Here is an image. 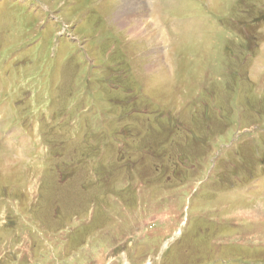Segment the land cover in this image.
Listing matches in <instances>:
<instances>
[{
	"label": "rangeland",
	"instance_id": "obj_1",
	"mask_svg": "<svg viewBox=\"0 0 264 264\" xmlns=\"http://www.w3.org/2000/svg\"><path fill=\"white\" fill-rule=\"evenodd\" d=\"M143 1L0 0V264H264V0Z\"/></svg>",
	"mask_w": 264,
	"mask_h": 264
},
{
	"label": "bare ground",
	"instance_id": "obj_2",
	"mask_svg": "<svg viewBox=\"0 0 264 264\" xmlns=\"http://www.w3.org/2000/svg\"><path fill=\"white\" fill-rule=\"evenodd\" d=\"M135 1H137V0H132V2L130 3L131 5H135L136 4V2ZM141 2H142V7L143 6H145L146 5V2L145 1H143V0H141ZM141 6V5H140ZM139 7V6H138ZM125 9V8H124ZM138 9V8H137ZM153 15V12L151 11V10H149V12H148V16H152ZM150 17H149V19H150ZM128 19H130L132 22H135L134 20L135 19H132V16H131V13H130V11H127V12H123V15H122V20H123V22H127L128 21ZM127 20V21H126ZM138 21V20H137ZM149 24H152V22H149ZM153 31V29H151V32ZM131 32H133V33H135L136 35H138V36H141V35H143L144 34V28H143V26H142V24L140 23H138L137 24V22H136V26H134L132 29H131ZM162 37H164V36H162Z\"/></svg>",
	"mask_w": 264,
	"mask_h": 264
}]
</instances>
